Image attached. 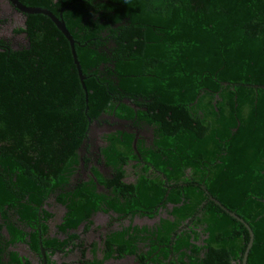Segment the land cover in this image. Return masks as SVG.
<instances>
[{
  "label": "trees",
  "instance_id": "obj_1",
  "mask_svg": "<svg viewBox=\"0 0 264 264\" xmlns=\"http://www.w3.org/2000/svg\"><path fill=\"white\" fill-rule=\"evenodd\" d=\"M19 1L63 22L88 104L68 43L25 14L26 47L0 40V264H32L19 246L38 264H242L248 232L215 201L264 264V0ZM103 116L135 131L103 135L94 164ZM96 214L116 227L86 247Z\"/></svg>",
  "mask_w": 264,
  "mask_h": 264
},
{
  "label": "rangeland",
  "instance_id": "obj_2",
  "mask_svg": "<svg viewBox=\"0 0 264 264\" xmlns=\"http://www.w3.org/2000/svg\"><path fill=\"white\" fill-rule=\"evenodd\" d=\"M24 15L14 10L13 7L9 5L7 0H0V40H3L10 44L13 50H20L26 47L27 41L23 35H14L13 30L23 28L24 25ZM114 130H128V131H135V129L129 123L118 121L112 117H101L97 122L92 125L89 139L87 141L88 146L90 147V157L92 158V162L95 164V161L98 160L97 158V151L99 148L103 146V142L101 141V137L108 132H112ZM138 135L142 136L145 139H149L150 134L148 131L140 130L138 131ZM86 147V145H85ZM82 149L81 153L85 155L86 149ZM97 164V163H96ZM99 170L105 174H109V170L105 168L102 164H97ZM129 173V172H128ZM89 175L88 169L82 166L80 172L78 173V178H87ZM127 181H132L133 177L131 175L128 176L126 179ZM56 213V219H59L61 215V209L56 208L54 209ZM93 227L90 231L85 234H80L82 240L87 247L89 244L96 242L98 243L100 237L106 233L108 230L114 229L116 225L112 226L111 229H108V217L102 214H96L93 218ZM135 224H152L154 220L148 221L147 219H135ZM98 228V230L96 229ZM80 231V230H79ZM78 231V233H80ZM18 252L21 256L26 257L29 256L27 251L24 247H19ZM80 257V253L74 251L73 253L69 254L68 256H56V261L58 263H73L77 264ZM106 264H136L132 258H127L120 262H108Z\"/></svg>",
  "mask_w": 264,
  "mask_h": 264
},
{
  "label": "water",
  "instance_id": "obj_3",
  "mask_svg": "<svg viewBox=\"0 0 264 264\" xmlns=\"http://www.w3.org/2000/svg\"><path fill=\"white\" fill-rule=\"evenodd\" d=\"M7 2L9 3V5L11 7L14 8V10H16L19 13H21L22 15H25V14H29V15H33V14L43 15V16L47 17L49 19V21L54 25V28L56 29V31L68 43L71 59H72V62L74 63V65H75V67H77V70H78V73H79V77H80L83 89H84V91L86 93V103L88 104V93H87L86 85L84 83L85 77L83 76L82 67H81V64H80V62L78 60V57H75V53H74V50H73V41L70 38V36L67 33V31L65 30L63 22L59 18H57L53 14H51L49 11H47L46 9H42V8H38V7L25 6L19 0H7ZM59 17H60V15H59ZM87 111H88V107L86 109V112ZM92 125L93 124H91L90 128L92 127ZM134 144H135V142H134ZM210 199L213 200V198H210ZM215 203H217L231 217L237 219L240 223H242L243 226L246 228V230L248 232V241L246 243V246H245V249L243 251L242 258H241L242 259V264H246L247 255H248V252H249V250L251 248L250 246H252L251 245V243H252V232H251L250 228L237 215H235L234 213L230 212L229 210L224 208L221 204H219L218 201H215ZM41 253L44 254V251L42 249H41ZM43 264H46V261H45L44 257H43Z\"/></svg>",
  "mask_w": 264,
  "mask_h": 264
},
{
  "label": "flooded vegetation",
  "instance_id": "obj_4",
  "mask_svg": "<svg viewBox=\"0 0 264 264\" xmlns=\"http://www.w3.org/2000/svg\"><path fill=\"white\" fill-rule=\"evenodd\" d=\"M15 11H16V10H15ZM53 224H55V223L52 222L51 225H53ZM19 247H24V246H19ZM19 247H18V248H19ZM18 248H17V252H18ZM24 248L26 249V251H27V253H28V255H29V256H26L25 258H27L32 264H38L40 258L37 257L35 254H32L31 252H29L28 249H27L26 247H24ZM44 254H45V252H44ZM44 254L41 253L42 260H43V257H44V259H45ZM57 255H61V256H63V257H65L66 255L56 254V255L53 257V260H55V262H56L57 264L64 263V262H60V263H58V262L56 261L55 258H56ZM20 256H21V255H20ZM67 256H68V255H67ZM79 259H80V257H79ZM78 261H79V260H78Z\"/></svg>",
  "mask_w": 264,
  "mask_h": 264
},
{
  "label": "crops",
  "instance_id": "obj_5",
  "mask_svg": "<svg viewBox=\"0 0 264 264\" xmlns=\"http://www.w3.org/2000/svg\"><path fill=\"white\" fill-rule=\"evenodd\" d=\"M28 254V253H27Z\"/></svg>",
  "mask_w": 264,
  "mask_h": 264
}]
</instances>
